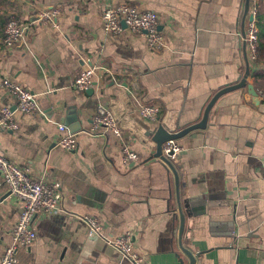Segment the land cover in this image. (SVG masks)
Listing matches in <instances>:
<instances>
[{"label":"crops","instance_id":"0c3cea01","mask_svg":"<svg viewBox=\"0 0 264 264\" xmlns=\"http://www.w3.org/2000/svg\"><path fill=\"white\" fill-rule=\"evenodd\" d=\"M253 1L245 13V0H0V107L19 124L0 129V152L34 177L60 182L63 193L61 210L34 219L36 239L16 251L17 264H130L89 233L85 215L109 237L131 232L146 264H189L183 249L198 255L196 264H264V58L251 61L242 36ZM120 3L157 15L160 51L124 26L117 36L102 31L101 12ZM44 10L60 12L58 28L38 22ZM9 17L28 23L29 32L6 49ZM247 66L245 84L256 96L245 87L220 95L205 127L175 140L184 149L171 161L176 188L173 171L155 157L154 131L201 120L211 98L239 83ZM87 67L95 68L90 87L77 90L74 80ZM4 78L35 94L46 119L17 111ZM139 98L159 107L157 121L140 116ZM98 103L139 156L130 169L117 139L88 132ZM61 124L76 141L72 152L56 144ZM75 126L81 129L70 132ZM21 210L1 184L0 255Z\"/></svg>","mask_w":264,"mask_h":264},{"label":"built area","instance_id":"2783aa9c","mask_svg":"<svg viewBox=\"0 0 264 264\" xmlns=\"http://www.w3.org/2000/svg\"><path fill=\"white\" fill-rule=\"evenodd\" d=\"M255 9L252 6L251 14L254 17ZM60 14L58 10L41 11L38 14V22L50 24L58 28L55 22ZM101 29L108 35L117 36L123 31V25L132 34L141 35L145 39L146 48L151 52H158L165 42L158 31V17L154 12L142 11L127 3H120L113 7L105 8L100 14ZM29 32V24L21 18L9 17L3 27L2 44L9 49L23 42ZM257 26L255 19L248 23L245 29V46L249 53V59H256ZM95 74L94 67H87L80 71L74 80L77 90H85L90 87L91 79ZM1 87L13 98L16 110L22 114L42 115L39 109L35 94L23 88L19 83L4 78ZM137 111L140 116L148 121L158 120L159 107L155 104L144 103L137 99ZM62 133L56 144L72 152L75 150L76 141L74 136L66 132L64 125H59ZM0 129L8 131L19 130V124L13 117V111L8 106L0 107ZM92 135H103L113 137L120 142L119 156L122 166L130 169L139 163V156L130 148L129 142L125 140L120 130L118 121L111 110L101 103L96 105L91 119L90 129ZM163 154L170 160H176L184 149L176 141H167L162 145ZM0 175L2 183L8 188L9 194L16 202L22 204V210L17 222L10 232L11 244L5 248L0 255V264H17L15 253L19 248H30L36 239V232L33 229V221L39 216L53 214L62 209L63 193L61 184L58 181L47 182L41 178L34 177L29 168L19 166L3 156L0 152ZM80 220L85 222L89 233L94 234L125 257L130 264H146V258L134 251L133 234L126 232L118 237H109L103 232L101 222L93 216H83Z\"/></svg>","mask_w":264,"mask_h":264},{"label":"water","instance_id":"95a60500","mask_svg":"<svg viewBox=\"0 0 264 264\" xmlns=\"http://www.w3.org/2000/svg\"><path fill=\"white\" fill-rule=\"evenodd\" d=\"M250 0H245V8H244V12L247 13L248 10H249V6H250ZM37 19V18H36ZM250 21L253 20V16L250 15ZM122 25L125 27V24L122 23ZM242 36H243V39L245 38V34L242 33ZM243 46H245V42L243 40ZM244 58L245 57V54H244ZM246 60V59H245ZM247 62V61H245ZM247 65H248V62H247ZM249 66H247V69L244 73V76L243 78L240 80L239 83L237 84H234L232 86H228V87H225V88H222L221 90H219L212 98L211 100L208 102V104L206 105L205 109H204V112H203V115L201 117V120H199L198 122L194 123V124H191L185 128H182V129H178V130H175V131H168L166 130L163 126L159 125L156 130L154 131V134L152 136V141L156 144V154H155V157H158L160 158L163 162L166 163V165H168V167L173 171V174H174V177H175V183H176V188H177V182H178V177H177V174L173 168V165H172V162L163 154L162 152V145L164 143H166L167 141H175V140H178L180 138H182L183 136H185L186 134H188L189 132L195 130V129H203L205 127V123L207 121V114H208V111L209 109L211 108L212 104L214 103V101L222 94L226 93V92H229V91H232L234 89H237V88H248L249 90V94L251 96H256L253 88L250 86V85H246L245 84V81H246V78H247V75H248V69ZM74 115H72L71 119L73 120L74 119ZM70 129V128H69ZM81 129L79 126H75V128H71V130H69L70 132H74V131H77ZM178 206H179V212H178V218H179V234L181 236L182 232H183V229H184V224H185V216H184V213L182 212V209H181V206L178 202ZM183 254L184 256L186 257L187 261L189 264H196L197 262V256H194L192 251H188V250H185L183 249Z\"/></svg>","mask_w":264,"mask_h":264},{"label":"trees","instance_id":"16d2710c","mask_svg":"<svg viewBox=\"0 0 264 264\" xmlns=\"http://www.w3.org/2000/svg\"><path fill=\"white\" fill-rule=\"evenodd\" d=\"M253 8L255 9L254 18L257 26V46L256 59L262 60L264 51V0H254Z\"/></svg>","mask_w":264,"mask_h":264}]
</instances>
